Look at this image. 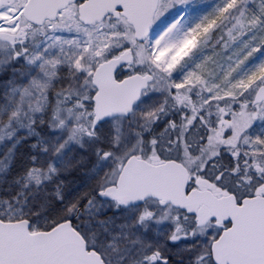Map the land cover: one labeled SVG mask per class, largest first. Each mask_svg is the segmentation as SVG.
Returning <instances> with one entry per match:
<instances>
[{
  "label": "snow or ice",
  "instance_id": "obj_1",
  "mask_svg": "<svg viewBox=\"0 0 264 264\" xmlns=\"http://www.w3.org/2000/svg\"><path fill=\"white\" fill-rule=\"evenodd\" d=\"M193 2L0 0V264H264V0Z\"/></svg>",
  "mask_w": 264,
  "mask_h": 264
},
{
  "label": "rangeland",
  "instance_id": "obj_2",
  "mask_svg": "<svg viewBox=\"0 0 264 264\" xmlns=\"http://www.w3.org/2000/svg\"><path fill=\"white\" fill-rule=\"evenodd\" d=\"M216 0H194L193 3L186 6V8H177L170 11L169 14H167V18H162L163 24L161 25V29L163 30L164 27L167 26V24L171 23L175 18L183 15L182 23L186 26H191V24L195 23L196 20L199 18L200 15H203L208 10V5H211L215 3ZM191 44V41L189 42V45ZM186 47L188 45H185ZM260 54H257V57L254 58L258 59ZM144 105H139V109L142 110ZM14 195L15 189H13L10 193H3L0 192V195Z\"/></svg>",
  "mask_w": 264,
  "mask_h": 264
},
{
  "label": "bare ground",
  "instance_id": "obj_3",
  "mask_svg": "<svg viewBox=\"0 0 264 264\" xmlns=\"http://www.w3.org/2000/svg\"><path fill=\"white\" fill-rule=\"evenodd\" d=\"M183 16V15H182ZM183 20V19H182ZM182 22V21H181ZM186 47V46H185ZM188 47V46H187Z\"/></svg>",
  "mask_w": 264,
  "mask_h": 264
}]
</instances>
